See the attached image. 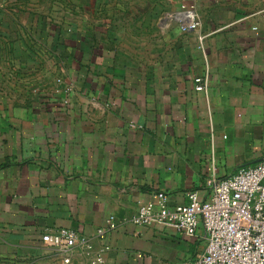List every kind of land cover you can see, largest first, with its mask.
<instances>
[{
    "label": "crops",
    "instance_id": "0c3cea01",
    "mask_svg": "<svg viewBox=\"0 0 264 264\" xmlns=\"http://www.w3.org/2000/svg\"><path fill=\"white\" fill-rule=\"evenodd\" d=\"M114 5L136 26L148 19L128 50L108 47L101 29L89 48L56 35L46 51L37 13L0 16V264H62L42 236L72 229L98 246L110 216L104 264H195L203 230L134 225L140 204L159 192L170 206L190 192L205 200L212 170L223 179L264 158V0ZM187 6L202 26L183 34L171 17Z\"/></svg>",
    "mask_w": 264,
    "mask_h": 264
},
{
    "label": "built area",
    "instance_id": "2783aa9c",
    "mask_svg": "<svg viewBox=\"0 0 264 264\" xmlns=\"http://www.w3.org/2000/svg\"><path fill=\"white\" fill-rule=\"evenodd\" d=\"M173 19L183 34L196 32L202 26L194 7L180 10ZM194 82L197 92L208 91V77H197ZM206 185L209 195L205 200L197 192H190L187 203L175 206L169 205L165 193H156L155 202L140 204L131 223L172 224L190 238L197 237L202 229L206 248L195 264H264V158L223 179L212 170ZM117 229V219L110 216L96 232L101 242L98 246L92 238L65 228L47 231L42 242L59 253L62 264H72L76 255L89 264H104L105 254L110 251L107 233Z\"/></svg>",
    "mask_w": 264,
    "mask_h": 264
},
{
    "label": "rangeland",
    "instance_id": "374dc122",
    "mask_svg": "<svg viewBox=\"0 0 264 264\" xmlns=\"http://www.w3.org/2000/svg\"><path fill=\"white\" fill-rule=\"evenodd\" d=\"M106 1L107 0H0V16L4 18L20 17L25 19L29 18L30 14L35 15V13H37L39 17H42L44 20L43 28L46 30L45 34L52 35L51 39H49V37L44 39L46 51L55 49L60 45L61 42L57 41L56 35L61 37L62 41H64L65 38L72 39L73 37H77V43L82 50L87 47L89 48L95 42L96 33H101V29H104L105 32L103 34L107 35L104 43L108 47H112L114 50H128L134 46V44H138L133 40V34H148L150 28L147 24L148 19H145L141 25L136 26V24L130 21L133 19L130 9L123 12L122 9H117L115 5L112 6L117 1L131 3L133 1L136 2V0H108L110 7L106 8V6H108V4H106L104 8L101 4ZM148 1L149 0H142V2L146 3ZM91 2L96 4L100 3L96 6V10L91 9ZM19 7H24L25 9L21 10ZM182 9L183 8H180L179 11ZM179 11L175 12L177 13ZM147 12L148 11H143V13ZM164 12L165 11H162L157 15L159 19L164 20ZM145 17L147 18V15ZM171 19L174 20L172 17ZM140 42V44L143 45L142 41ZM126 60L129 59L126 58Z\"/></svg>",
    "mask_w": 264,
    "mask_h": 264
}]
</instances>
